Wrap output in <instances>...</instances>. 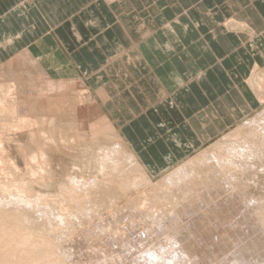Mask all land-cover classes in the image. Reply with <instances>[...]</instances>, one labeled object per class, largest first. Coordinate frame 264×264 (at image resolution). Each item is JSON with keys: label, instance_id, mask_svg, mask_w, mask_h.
Instances as JSON below:
<instances>
[{"label": "rangeland", "instance_id": "rangeland-1", "mask_svg": "<svg viewBox=\"0 0 264 264\" xmlns=\"http://www.w3.org/2000/svg\"><path fill=\"white\" fill-rule=\"evenodd\" d=\"M222 25L226 29V31L229 30L230 32L235 33L236 35L240 33H247V34L253 33V31L249 28L248 25L240 23L233 18L225 19L222 22ZM213 32H214L213 36L218 38L217 30H214ZM205 38L207 39V41H209L208 36ZM235 57L237 58V55ZM223 74L225 76L224 85L226 87L228 85L233 86V82H234L237 85L235 86L234 89H239L242 91L243 90L242 87H245V89L247 88L249 91L252 90L251 92H253L255 95V96L252 95L253 96L252 99H255V104L256 105L259 104V106L256 109H254L253 112H250L246 114L245 116L241 117L240 119H238L236 123H234L231 127H229L224 133L214 136L213 138L205 141L198 148L189 152L188 156L190 158L194 157L196 159V162L194 159H192L193 163L191 166L193 168L198 169V172L199 171L202 172L203 170H206V168L204 167H207L206 165H210L212 162L219 164L221 169L223 168L222 169L223 173L226 172V169L231 170V172L229 171V173L227 171L226 175L230 182L231 180L232 182H235L236 180V183H234L233 185L237 186L236 190H239L240 192L239 193L237 191L238 193L236 194L242 198L244 197L243 195H246V198L249 199L250 201L249 202L250 207L251 205L254 206V204H256L257 206L259 205V208L263 209L264 208V144H263L264 142V68H262V70L259 71L257 66L252 67L249 77H247L245 81L244 79H242V76L239 75V73L235 70L231 72L228 69L227 71L223 72ZM89 90L90 89L87 87V85L85 86L84 82H81L79 80H74V81L73 80L72 81L63 80L61 82H53L49 80L45 76V74L42 72V70L38 69L35 63V59L31 58V54L29 53V51H24V53L21 52L14 58L0 64V200H1L0 203H3L2 206L0 204V208L4 207V204L6 203L8 204V208L11 207L9 211L14 209L13 214H12V211H10L11 212L10 213L7 209V211L5 212L6 209L1 208L0 211L4 210L5 212V213L0 212L1 214L4 215V214H8L7 212H9L10 215L12 214V217H14L20 211H21V214H23L24 208H25L24 209L25 211L26 210L29 211L30 208L27 206H31V209H32V207H35L39 203L38 205H40V208L44 209L43 212H42V209H37L39 208L38 205L36 206L37 208H34V209H37V211L41 210L40 212L42 213L38 211V214H36L37 211L34 212L35 210L33 209L29 212L27 211L24 212V214L30 213V212L33 214L32 215L30 213V215H32V220L34 221V224L32 223L33 221L31 222V224H33L34 226L37 224L38 226L36 225V228L38 229H39V225L41 228H44V227L46 228L47 226H49L46 228V230L52 227L49 231H42L43 233L40 232L41 228L38 230L40 233H42L41 235H43V237L48 235L47 232H49V237L50 236L52 237L54 235L56 237V234L61 232V234L59 233L60 235L57 234L58 238L56 237L57 246H58L56 247V249L61 247L60 249L56 250L57 255L60 254L63 250V247L66 246L64 247V249H67L66 251L70 253V255L68 256V253L66 252L67 258L69 257L70 261L73 260V262L71 261L73 264H77V263L78 264H88V263L89 264H94V263L95 264H116L118 260L119 261L117 264H137L138 262L141 264H151V263L145 262L144 258L142 257H144L145 253L146 254L150 253L151 249L153 250L152 246H154V244L156 246V247L154 246V248H157L156 253L158 251L164 253V251H161V249H164L167 245H171L172 248H176V245H178L179 243H186V242H189L191 239L192 240L190 242L193 243L192 250L196 249L195 251L193 250L192 253H189V256L192 255L190 256L191 258L189 257L191 259L192 264H215L214 262H216V264H226L227 260L222 259V258L221 259L223 261L225 260V262L223 263V261L221 260V262L219 263L220 256L222 257L223 254L227 256L225 252L222 254L219 251L221 249L219 248L217 249V247H219L218 245H219L220 239H225V240L227 239L229 241L231 238H237V235H238L239 240H235V244H234V240L229 241V243L230 242L232 243L233 241L232 244H234V248L236 249V247L238 248V245L243 246V244H241L243 240L244 241L245 240L248 241V239L255 240L258 238V236L261 235L262 231L264 233V224L261 225V223H264V219L261 222L258 219V222H257V220L255 221L253 219L252 214H248L247 216H244V217L239 216L240 218L236 217L237 220L232 219L230 222H221L218 217L214 216V214L207 215L209 218L206 215H203L207 213L206 209L208 208V206L206 204H209L210 201L205 199V202H206L205 203L206 209H205L204 207L200 208L201 207L200 202H203V200H200V201L198 200L199 202L196 200L197 202L196 201L194 202V198L195 196L196 197L200 196L198 195L197 190L198 192H200V189L201 188L203 189L204 187L195 188L196 189L195 192L197 194L194 196V198L191 197L192 200L190 199L192 202H194V203H191L193 206L192 208L193 210L186 208L187 206L186 203L185 204L181 203L182 206L180 203L174 204L170 202V204H167L169 201L163 199L164 201H166L164 202V204L166 203V205H162L165 209L167 208V210H165L167 211L166 212L167 214H166L164 212V208L161 206V204H163L161 203L163 202L162 199L157 200L153 197L157 193L162 192V190L163 191L165 190L162 187H161L162 189L159 188L160 186L158 187L157 184L168 173L174 170L178 165L188 160L189 157L186 156L183 158L185 160H182V162H178V164H175L174 162V164H171L168 167H166L165 170L160 171L159 170L160 166L165 165V164L167 165L172 162V161H166L162 159L163 157L160 155L161 150L163 151V153L165 152V150H169L172 153V155L177 156V154H173V150L175 148H178V146L176 145L175 141L171 137H167L168 138L167 142L169 144H172L170 147H167V145L164 143L163 144L162 143H157V144L149 143L147 146V149L145 146V149L148 151L149 155L152 156V158H154L152 165H149L147 161L146 162L147 167H145L142 164L141 160L139 159L138 155L136 154V152H140V151L134 150V148H132L128 144V141L126 142L123 132L119 130L118 124L114 121V114H110L109 108L105 106L103 102H100L94 96V94H92L93 92L91 90L90 92ZM256 93H257V96H256ZM236 97L239 99L238 96ZM237 98H235L234 96L231 97V99L235 100L234 104L236 103V106H237L235 109V113L244 114V111L246 110L245 106L244 104L238 102L239 100ZM107 100H111V98ZM226 103L224 102V100L223 101L218 100L217 106L219 107H216V108H219L223 112H225L227 111ZM172 104H173L172 101L169 100L168 105L170 106ZM212 108L213 107H211L210 109ZM165 109L166 107L162 105L160 107V112L164 111ZM210 109H208L206 113L211 111ZM110 110L114 111V109H110ZM163 113L164 112H162L161 114ZM204 114L205 113H201V114L199 113L198 115H194L192 117V119L195 118L193 119V123H197V122L201 123L203 121ZM224 115L226 116L227 114L224 113ZM125 133L133 134L131 130H126ZM178 135L179 134H177L176 136L179 137ZM132 141L133 140H131L130 143H132V146H133L134 143ZM184 144L185 142H183L181 145H184ZM136 145L140 146V143L136 142ZM114 146H117L120 149H122L121 154H120L121 158L119 154L115 155L113 153L114 155H109V154H112V153H109V150L114 148ZM157 149H159L160 151L156 152ZM249 150L251 151V153L249 152ZM185 151L186 149H184V151L180 153L185 154L184 153ZM106 152L109 154H107ZM104 153H106L109 156H106V154L104 156ZM115 156L119 157L117 158L119 160L108 161L110 159H107V158L111 157L114 160ZM138 159L143 165L142 166L143 168L141 166H138ZM104 162H105V165L109 162V165L107 164L108 166H104ZM231 163L234 165H232ZM230 165H232V168ZM224 166L225 167L227 166V167L225 168ZM107 167H108V170H106ZM148 167H150L151 169L156 168L158 170H156L155 173H152L148 169ZM141 173H143L142 176H141ZM132 180H134L133 182L134 184L136 183L135 186L137 187L132 186L134 185ZM221 180L222 179L219 178L218 182H221ZM72 181H74V183L76 182V184L78 183V185H74V183H72L73 184L72 185L71 184ZM126 181L129 183H126ZM148 181H149V184H148ZM120 182L122 183L121 185L119 184ZM142 182L143 184L144 183L148 184L147 185L148 187L146 186V184H144L145 186H143ZM206 184L208 185V183H205V187H206ZM71 185L72 187L75 186V188L72 189L74 190L73 191L74 194L77 195V193H81L83 191L88 192L85 195L86 197L84 196L85 193L83 192V194L82 193L80 194L81 196L83 195L82 197L78 194L79 195V200L77 199L78 202L75 201L76 199L72 202L73 200L72 197H71V201H69L70 198H67L65 196V193L67 190L68 191L71 190ZM241 185H243L244 187ZM149 186H153L154 188L149 187ZM103 187H105L104 190H102ZM156 187L158 188V190ZM208 187H209L208 190L212 189L210 185H208ZM208 187H206V189ZM86 188L87 189L90 188V189L86 190ZM92 188H94L95 190ZM97 188L98 189L100 188V190H98ZM108 189H111V190H108ZM156 190L158 192H156ZM194 190L191 191L193 193L192 195L195 194ZM202 191L205 192V190H201V192ZM150 194H152V196ZM148 195L151 196L149 198H151V200L154 203H156V205H158L159 207L157 206L155 209L153 202L150 203L151 200L147 198ZM20 196H22L21 198L23 199L26 197L25 204L22 203L23 199L22 200H20L21 198L18 199V197ZM208 196H211V195H208ZM16 198L19 201H17L18 203L16 202L17 204L13 203L17 205L16 208H13L14 206L12 207L11 205L14 199L15 201L17 200ZM144 198H147V200L145 201ZM9 201L11 205L9 204ZM29 201L31 204L29 203ZM34 201H36V203ZM83 201L87 205H82L79 203L81 202L84 204ZM141 201L145 202L144 203L145 205L148 204L149 207L145 206V209H144V206H141L143 205ZM148 201L150 204L147 203ZM19 203L20 204L22 203V205L24 204L26 207L24 205H23L24 207L21 206ZM28 203L30 205H28ZM137 203H138V206H136ZM196 203L198 207L196 206ZM234 203L236 204L237 207H239V203H241L240 198H238L237 200H234ZM18 204L20 205V207H23V209L22 210L20 209L19 212H17L19 210L17 209L19 206ZM151 204H153V206ZM178 204H180V206H178ZM79 205L82 207H79ZM88 205H90L91 207ZM43 206L45 208H43ZM83 206L85 209L90 207L89 208L90 210L88 209L86 210L87 211L86 212ZM223 206L224 205H222V207ZM243 206L245 207L246 205H241L240 209H238L237 212L241 211V207ZM5 207L7 206L5 205ZM131 207H134L135 209L133 210V208ZM168 208H170V212ZM176 208L178 209V211ZM154 209L156 210V213L154 212L155 211ZM160 209H162V211ZM128 210L129 212H127ZM135 210H138L140 212L138 211L135 212ZM143 210H147V212L152 211V212H148L150 214L152 213V215L147 214L146 211L144 212L146 214L142 213ZM196 210L197 212H194ZM84 211L86 212V214H84L85 213ZM108 212L109 213L112 212V213L109 215ZM164 213L166 216H164ZM190 213H192L191 214L192 216L190 215ZM34 214L36 215L34 216ZM135 214L137 216L139 215L140 219H139V216L137 217L135 216ZM160 214L165 217V218L163 217V220H161L162 217L160 216ZM19 215L20 214H18V216ZM86 215L88 217H86ZM107 215L109 217H107ZM173 215L176 220L172 218ZM37 216L40 217L37 219H41L45 221V223H42L43 221L41 220L39 221L42 224L36 221L37 219L35 217ZM42 216L43 217L45 216V217L43 218ZM56 216L57 217L60 216V219H62L61 221L63 224L60 222L59 217L56 218ZM150 216L151 218L155 217V219L154 218L152 219L153 222L151 221ZM201 216H204L203 218H206V217L207 218L202 219ZM128 217H131L129 218V221L126 220L128 219ZM142 217L147 220L145 219L143 220ZM148 217L150 219H148ZM159 217H161V219ZM184 217H186V219H189V220H186ZM3 218L5 219V217ZM3 218H1V220ZM101 218L105 220L103 219L101 220ZM113 218H115L114 221L111 220ZM156 218L157 219L159 218V219L156 220ZM49 219L53 220L52 222L50 221L51 225L49 223L46 224V221L48 220L49 222ZM58 219L59 221H57ZM134 219L135 220L138 219L139 222H136ZM166 219H168L167 222H166ZM183 220L185 222H183ZM204 220L206 221L203 223ZM214 220L216 221L218 220L217 223ZM35 221L38 223H36ZM133 221L136 223L134 224ZM148 221L154 224L152 225ZM88 222H90V224ZM116 222H118L117 225H116ZM130 222H133L134 226ZM57 223L58 225L62 224L60 226V230H57L59 227L57 226ZM205 223H207L208 225H205ZM247 223L249 226L247 225ZM44 224H46L47 226ZM96 224L99 226H97ZM250 224H253V226ZM130 225L132 226L130 227ZM135 225L137 226L141 225L140 226L141 229L138 227V230H137V227ZM154 225H155V228L151 227ZM160 225H162L163 227ZM209 225L210 227H208ZM256 225L257 226L259 225L258 228L260 229V230L258 228L256 229L257 233L255 230ZM2 226H3V222L0 221V227ZM238 226L240 229L238 228ZM124 227L126 231L130 228L132 229V227L133 228L136 227L135 229L137 231H134V233L137 232V234H134L133 230L131 229H130L131 231L128 230L129 231L128 232L129 234H128L125 231ZM207 227L208 229L209 228L210 229L209 230L206 229ZM83 228L84 230H82ZM99 228L100 229L105 228V230H100ZM153 228L155 230H153ZM244 228L248 230H245ZM35 230H21V233L19 231V234H20L19 235V234H15V232L4 233L3 231L1 232V229H0V233H1L2 238H5L12 242L13 238H20V236H22L23 234L27 236L28 234H30L31 232ZM61 230H63L64 232ZM85 230L86 232H84ZM204 230L213 236H210L208 234H206L207 236H205L203 233L205 232ZM223 230H225L226 232ZM174 231H176L177 233L181 232L180 234L183 237H181L180 234L178 235ZM236 231H239L237 235L234 234V232ZM65 232L69 234L67 235ZM87 232L89 235L86 234ZM101 233H102V236H101ZM214 234L215 236L216 235L218 236L215 237ZM240 234H241V237H240ZM173 235H174V238H173L174 242L172 239ZM202 235L206 238L207 242L206 240H204L205 238ZM60 236L62 238H60ZM55 237L54 239L56 240ZM101 237H103V239H101ZM70 238L71 239L73 238V240H71ZM115 238H116V241H115ZM128 238H131V240ZM156 238L160 241V243L159 241H157ZM59 239L61 240V242L65 240L66 241L64 243L62 242L63 243L62 244ZM55 240L54 242L56 244ZM68 240H70V242ZM85 240H87L88 242ZM211 240H212V243L215 241L216 242L213 243L212 245ZM67 241L69 242V245L66 243ZM129 241H131L132 245L134 244L135 246L134 245L132 246L131 243H129ZM59 242L61 243V245ZM113 242L115 243V245ZM89 243H93V244H89ZM203 243L205 246L203 245ZM216 244H217V247H216ZM89 245H90V248H89ZM130 245L132 248L130 247ZM159 245H161V248H159ZM194 245L198 247H195ZM124 247L125 249H122ZM126 247H127V251H125ZM144 247L145 248L147 247V248L145 249ZM128 248L129 249L131 248L132 251L129 250ZM148 248H151V249L148 250ZM227 250H226V253L228 252V255L230 253L231 254L234 253L233 248H230V250H232L230 252L229 250L228 251ZM2 251H3V248L1 247L0 248V264H13L11 261L3 260ZM170 251L171 249L169 250V252ZM116 253L117 254L119 253L118 257H116L118 259H116L113 256V254L115 255ZM218 253L220 254L218 255ZM64 254H65V251H64ZM71 254H73L74 256ZM117 254L115 256H117ZM253 255H256V254L254 253ZM253 255L252 256L250 255V258L247 259L248 262L244 264H250V263L252 264V262L259 260L258 259L259 257L253 256ZM72 256L74 258H72ZM226 256H224V258H227ZM121 258L122 259L124 258L122 260L124 262L120 260ZM125 258L129 260H126ZM114 259H116L117 261L115 260L116 262H114ZM249 259L252 261H250ZM79 260H82V262L79 263L80 262ZM112 260H113V263H112ZM96 261H98L99 263H97ZM120 261L121 263H119ZM133 262H136V263H133Z\"/></svg>", "mask_w": 264, "mask_h": 264}, {"label": "crops", "instance_id": "crops-1", "mask_svg": "<svg viewBox=\"0 0 264 264\" xmlns=\"http://www.w3.org/2000/svg\"><path fill=\"white\" fill-rule=\"evenodd\" d=\"M227 18L253 33L226 31ZM24 51L49 80L84 82L140 156L171 137L184 158L259 106L252 90L226 87L223 72L245 81L264 68V0H0V64Z\"/></svg>", "mask_w": 264, "mask_h": 264}, {"label": "bare ground", "instance_id": "bare-ground-1", "mask_svg": "<svg viewBox=\"0 0 264 264\" xmlns=\"http://www.w3.org/2000/svg\"><path fill=\"white\" fill-rule=\"evenodd\" d=\"M27 3V2H26ZM29 5V4H28ZM202 47V46H201ZM200 47V48H201ZM203 48V47H202ZM239 99H240V97H239ZM224 133V132H223ZM234 133V132H233ZM134 134V133H133ZM133 134H128L129 135V140L131 141V139L130 138H132L134 135ZM201 143V142H200ZM263 144H264V142H263ZM252 146V145H251ZM216 150H218V149H216ZM220 150V149H219ZM254 150V149H253ZM121 151H122V149H120L119 147H117V146H114V148H112V149H110L109 150V153H112V154H109V153H107V154H109V155H118L119 154V156H120V154H121ZM156 151V150H155ZM255 151V150H254ZM260 151H261V149H260ZM179 152V149L178 148H175L174 150H173V154H177ZM181 152V151H180ZM178 153L177 154V156H174V155H172V153L169 151V150H165V152L163 153V151L161 150V156H164V155H168V156H166V158H162V159H164V160H166V161H172L171 163H169V164H165V165H162V166H160V168H159V170L160 171H163V170H165V168L166 167H168L169 165H171V164H174V162H175V164H178V162H182V160H185V159H183V158H178L179 157V155L181 154V153ZM249 152L251 153V151L249 150ZM106 153H104V156H105V154ZM114 153V154H113ZM140 153L141 152H136V154L138 155V157H139V159L141 160V158H142V160H141V162H142V164L145 166V167H147V165H146V162L148 161V164L149 165H152V162L154 161V158H152V156H150L149 155V153H148V151L146 150V149H143L142 150V153H143V157L142 156H140ZM106 154V156H109V155H107ZM217 154V153H216ZM116 157V158H115ZM114 157V160L111 158V157H109V158H107V159H110V160H108V161H116V160H119V159H117V158H119V157H117V156H115ZM175 157H176V159H175ZM187 157H189L188 155H187ZM120 158H121V156H120ZM178 158V159H177ZM139 159H138V166H143L142 164H141V162L139 161ZM192 159H194L195 160V162H196V159L194 158V157H189V159L188 160H186L185 162H183V163H181L180 165H178L174 170H172L170 173H168L157 185H158V187L159 188H163V189H165L164 191L162 190V192H160V193H157L156 195H154L153 197L155 198V199H157V200H161L162 199V201L163 202H161V203H163V204H161V206L162 205H166V203L164 204V202H166V201H164L163 199H165V200H168L169 202L167 203V204H170V202H172V203H174V204H177V203H182V204H187V206H186V208H189L190 210H193L192 208H193V206H192V204L191 203H194L196 200L198 201H200V200H203V202H200V205H201V207L200 208H202V207H204L205 208V199L206 200H209L210 202H209V204H206L207 206H208V208L206 209L207 210V213L206 214H203V215H209V214H214V216H216V217H218L219 218V220L221 221V222H230L232 219H235V220H237V218L236 217H239V216H247L248 214H252L253 215V219L256 221L257 220V222H258V219H259V221L261 222V221H263V219H264V208L263 209H261V208H259V205L257 206L256 204H254V206L253 205H251V207H250V205H249V199H247L246 198V195H243L244 197L242 198V197H239L236 193H238L239 192V190H236L237 189V186H234L233 184L234 183H236V180H235V182H232V180H231V182L228 180V177H227V171H228V173H229V171L231 172V170H227L226 169V172H224L225 173V175H224V173H223V168L221 169V167H220V165L219 164H217V163H214V162H212L210 165H206L207 167H204V168H206V170H203L202 172L201 171H199L198 172V169H196V168H193L191 165H192V163H193V160ZM230 162V161H229ZM111 163V162H110ZM108 165H109V162L107 163ZM105 165V162H104V166H108V165ZM232 164V163H231ZM232 165H234V164H232ZM232 165H230L231 166V168H232ZM211 167V168H210ZM225 167V166H224ZM227 167V166H226ZM225 167V168H226ZM229 167V166H228ZM235 167H236V165H235ZM106 168V167H105ZM143 168V167H142ZM110 169V168H109ZM114 169V168H113ZM148 169L152 172V173H155V171L156 170H158V169H156V168H153V169H151L150 167H148ZM233 169H234V167H233ZM106 170H108V167H107V169ZM202 170V169H201ZM236 170V169H235ZM159 171V172H160ZM233 171V170H232ZM111 173V172H110ZM236 173V172H235ZM109 174V173H108ZM237 174V173H236ZM143 175V173H141V176ZM228 175H230V174H228ZM232 176V175H231ZM242 176V175H241ZM111 177V176H110ZM136 177H138V176H136ZM222 179L221 180V182H218V179ZM232 178V177H231ZM235 178V177H234ZM230 179V178H229ZM136 180H138V179H136ZM149 180V179H148ZM238 180V179H237ZM134 180H132V182H133ZM138 182V181H137ZM145 182V181H144ZM147 182V181H146ZM72 183H74V181H72L71 182V184ZM84 183V182H83ZM88 183V182H87ZM126 183H129V182H127L126 181ZM125 183V184H126ZM205 183H208V185H210V187L212 188L211 190H208L209 189V187H208V185L206 184V187H208L207 189H206V187H205ZM238 183H240V182H238ZM70 184V183H69ZM120 185L122 184L121 182L119 183ZM130 184H132V183H130ZM129 184V185H130ZM133 184H134V182H133ZM144 184H146V183H144ZM143 184V182H142V185L143 186H145ZM148 184H149V181H148ZM148 184H146V186L148 185ZM73 185V184H72ZM72 185H71V190H67L66 191V193H65V196L67 197V198H70V200L69 201H71V197H72V202L75 200V201H77L78 202V200H79V195L82 193L83 194V192H81V193H77V195L76 194H74V190H72L73 188H75V186H73L72 187ZM74 185H78V183L76 184V182L74 183ZM119 185V186H120ZM123 185H124V183H123ZM129 185H128V187H129ZM136 185V183L134 184V185H132V186H135ZM141 185V186H142ZM86 186H87V184H86ZM92 186V185H91ZM140 186V187H141ZM154 186V185H153ZM153 186H149V187H152V188H154ZM241 186H243V185H241ZM68 187H70V186H68ZM93 187V186H92ZM135 187H137V186H135ZM148 187V186H147ZM197 187H204L203 189L201 188L200 189V192H198V190H197V193H198V195H200V196H195L197 193L195 192L196 191V189L195 188H197ZM244 187V186H243ZM23 188V187H22ZM26 188V187H25ZM104 188L105 187H103L102 188V190H104ZM130 188H132V187H130ZM134 188V187H133ZM145 188V187H144ZM157 188V187H156ZM161 188V189H162ZM214 188V189H213ZM67 189H69V188H67ZM90 188H86V190H89ZM92 189H94V188H92ZM98 189V188H97ZM112 189V188H111ZM111 189H108V190H111ZM138 189H139V187H138ZM146 189V188H145ZM195 189V190H194ZM23 190V189H22ZM66 190V189H65ZM84 190V189H83ZM95 190V189H94ZM98 190H100V188L98 189ZM113 190V189H112ZM136 190V189H135ZM141 190V189H140ZM157 190H158V188H157ZM156 190V192H158ZM171 190V191H170ZM194 190V195H192L193 193L191 192V191H193ZM201 190H205V192H207V193H205L204 191H202L201 192ZM228 190V191H227ZM76 191V190H75ZM149 191V190H148ZM150 191H151V189H150ZM238 191V192H237ZM25 192H26V190H25ZM137 192V191H136ZM145 192V191H144ZM147 192V191H146ZM154 192V191H153ZM76 193V192H75ZM85 194H84V196L88 193V192H84ZM140 193V192H139ZM143 193V192H142ZM222 193V194H221ZM240 193V192H239ZM79 194V195H78ZM153 194V193H152ZM152 194H150L151 196H152ZM236 194V195H235ZM208 195H211V196H208ZM242 195H240V196H242ZM81 196V195H80ZM83 196V195H82ZM81 196V197H82ZM89 196V195H88ZM87 196V197H88ZM145 196H147V195H145ZM144 196V197H145ZM151 196H149L148 195V197L147 198H149V197H151ZM194 196H195V198H194ZM22 196H20V197H18V199H20ZM86 197V196H85ZM152 197V198H153ZM191 197H193L194 198V202H192L191 200ZM95 198V197H94ZM147 198H144L145 199V201L147 200ZM238 198H240V201H241V203H239V207H237L236 206V204L234 203V200H237ZM248 198H250V197H248ZM17 199V198H16ZM16 200L15 201V199L13 200V202H12V200H11V202H12V205H11V203H10V201H9V204L13 207V208H16V206L17 205H15V204H13V203H16L17 201H19V200ZM23 198H21L20 200H22ZM26 197L23 199V202L22 203H24L25 204V202H26ZM27 199H29V198H27ZM78 199V200H77ZM150 200H151V198H149ZM191 199V200H190ZM25 200V201H24ZM95 200V199H94ZM99 200V199H98ZM111 200V199H110ZM149 200V201H150ZM251 200V199H250ZM255 200H256V198H255ZM1 201V200H0ZM15 201V202H14ZM80 201H81V199H80ZM106 201V200H105ZM149 201L147 202V203H149ZM155 201V200H154ZM196 201V202H197ZM198 201V202H199ZM5 202V201H4ZM21 202V201H20ZM28 202V201H27ZM35 203H36V201H34ZM45 202V201H44ZM76 202V203H77ZM84 202V201H83ZM101 202V201H100ZM153 201L151 200L150 201V203H152ZM158 202V201H157ZM252 202V201H251ZM8 203V202H7ZM18 203V202H17ZM16 203V204H17ZM22 203L20 204L21 206H23L22 205ZM29 203H30V201H29ZM28 203V205H30ZM41 203V202H40ZM80 204H82V205H87V204H85V202H84V204L83 203H81V202H79ZM87 203V202H86ZM89 203V202H88ZM94 203H95V201H94ZM97 203V202H96ZM141 203H143V205H141V206H144V209H145V206H148V204L147 205H145L144 203L145 202H142L141 201ZM149 203V204H150ZM160 203V202H159ZM204 204V205H202V204ZM243 203V204H242ZM1 204V206H2V204L3 203H0ZM18 204V205H19ZM27 204V203H26ZM39 204V203H38ZM37 204V205H38ZM43 204V203H42ZM42 204H41V206H42ZM46 204V203H45ZM78 204V203H77ZM92 204V203H91ZM98 204V203H97ZM153 204H154V206H155V209H156V207L158 206V205H156V203H154L153 202ZM153 204H151L152 206H153ZM180 204H178V206H180ZM182 204H181V206H182ZM189 204V205H188ZM5 205L7 206V207H5ZM10 205H9V207H10ZM20 205L18 206V208L17 209H19L17 212H19L20 211V209L22 210L23 209V207L25 206H23V207H20ZM36 205V206H37ZM48 205V204H47ZM106 205V204H105ZM194 205V204H193ZM199 205V204H198ZM222 205H224L223 207H222ZM241 205H246L245 207L243 206V207H241V211H238L237 212V210L238 209H240V206ZM32 207V209H31V206H27V207H29L30 208V210L29 211H31V210H33L34 208H37V207ZM39 206V208H37V209H42V208H40V205H38ZM49 206V205H48ZM48 206H46V207H48ZM88 206H90V205H88ZM110 206V205H109ZM133 206V205H132ZM136 206H138V203H137V205ZM152 206H151V208H152ZM177 206V207H178ZM196 206H197V203H196ZM26 207V206H25ZM79 207H82V206H80L79 205ZM91 207V206H90ZM89 207V208H90ZM92 207H93V205H92ZM135 207V206H134ZM134 207H131V208H133V210L135 209ZM149 207V206H148ZM159 207V206H158ZM163 207V206H162ZM169 207V206H168ZM185 207V206H184ZM191 207V208H190ZM195 207V206H194ZM198 207V206H197ZM2 209L3 208H5L6 210H5V212L7 211V209H8V211H9V209H11V207L10 208H8V204H4V207H1ZM0 208V209H1ZM43 208H45L44 206H43ZM83 208H84V206H83ZM87 208V207H86ZM89 208H87V209H85V211L86 210H88ZM137 208V207H136ZM143 208V207H142ZM142 208H140V209H142ZM147 208V207H146ZM164 208V207H163ZM172 208H174V207H172ZM171 208V209H172ZM182 208V207H181ZM25 209V208H24ZM23 209V211L24 212H29L28 210H24ZM27 209V208H26ZM37 209H34L35 211L34 212H36L37 211ZM80 209V208H79ZM108 209V208H107ZM138 209V208H137ZM154 209V210H155ZM169 209V212H170V208H168ZM177 209V208H176ZM43 210L44 209H42V212H43ZM81 210V209H80ZM79 210V211H80ZM90 210V209H89ZM92 210V209H91ZM127 210V209H126ZM126 210H124V211H126ZM129 210H130V208H129ZM129 210L127 211V212H129ZM150 210V209H149ZM161 211H162V209H160ZM165 210H167V208L165 209L164 208V212L166 213L167 211H165ZM10 211H12V214H13V211H14V209H12V210H10ZM9 211V212H10ZM39 211V210H38ZM38 211H37V213L36 214H38ZM41 211V210H40ZM39 211V212H40ZM84 211V212H85ZM138 210H135V212H137ZM146 211V213L147 214H149V215H152V213L150 214V213H148V212H152L153 211V209H152V211H148L147 212V210H143V212L142 213H144ZM177 211H178V209H177ZM176 211V212H177ZM202 211V210H201ZM1 213H3L4 212V210L3 211H0ZM4 212V213H5ZM9 212H7L8 214H1L0 213V216L1 215H3V216H1L0 217V221H2L3 222V226L2 227H0V229H1V232L3 231L4 233H8V232H11V233H13V232H15V234H19V231H20V233H21V230H35V231H33V232H31L30 234H28L27 236L25 235V234H23L22 236H20V238H13L12 239V242L10 241V240H7V239H5V238H2V236H1V233H0V248L2 247L3 248V251H2V258H3V260L4 261H11L13 264H71L72 262H73V260H69V257L67 258V255H66V250L67 249H64V247H66V246H64L63 247V250H62V252L60 253V254H58L57 255V251L56 250H58V249H60V248H58V249H56V247H58L57 246V238H58V235H60L61 234V232H59V233H57L56 234V237H55V235L54 236H50L49 237V232H47L48 233V235H46V234H44V235H46V236H44L43 237V235H41L43 232L42 231H49L51 228H49L48 230H46V228L47 227H49V226H47L46 224H50V221L52 222L53 220H50V219H52V218H50L49 219V222H48V220L46 221V224H44V225H46L47 227L45 228H41L40 227V225H39V229L41 228V229H43V230H41L40 229V232H42V233H40L38 230V228H36V225L34 226L33 224H34V221L32 220V215H30V213H26V214H24V212H23V214H21V211L19 212V213H17V215L16 216H14V217H12V214L10 215V213ZM33 212V213H34ZM42 212H40V213H42ZM87 212V211H86ZM86 212L84 213V214H86ZM90 212V211H89ZM88 212V213H89ZM92 212V211H91ZM127 212H125V213H127ZM138 212H140V211H138ZM155 213H156V210L154 211ZM175 212V211H174ZM180 212V211H179ZM183 212V211H182ZM181 212V213H182ZM190 212V211H189ZM194 212H197V210L196 211H194ZM256 212H257V214H256ZM47 213V212H46ZM109 213V212H108ZM112 213V212H111ZM111 213H109V215L111 214ZM146 213H144V214H146ZM161 213H163V212H161ZM165 213H164V216H166L165 215ZM193 213V212H192ZM192 213H190V215L192 214ZM201 213V212H200ZM18 214H20L19 216H18ZM36 214H34V216L36 215ZM82 214V213H81ZM98 214V213H97ZM122 214H124V213H122ZM154 214V213H153ZM167 214V213H166ZM196 214V213H195ZM10 215V216H9ZM15 215V214H14ZM40 215H42V214H40ZM47 215V214H46ZM90 215V214H89ZM92 215V214H91ZM116 215V214H115ZM129 215H131V214H129ZM141 215H143V214H141ZM175 215H176V213H175ZM186 215V214H185ZM199 215V214H198ZM197 215V216H198ZM201 215V214H200ZM50 216V215H49ZM53 216V215H52ZM55 216V215H54ZM104 216V215H103ZM118 216V215H117ZM120 216V215H119ZM128 216V215H127ZM135 216H137L136 214H135ZM139 216V215H138ZM137 216V217H138ZM143 216H145V215H143ZM155 216V215H154ZM157 216V215H156ZM160 216L162 217V219H161V217H159L161 220H163V217L164 216H162L161 214H160ZM183 216V215H182ZM192 216V215H191ZM3 217H5V219L3 218ZM43 217V216H42ZM45 217V216H44ZM43 217V218H44ZM48 217V216H47ZM59 217V219H60V216H58ZM57 216H56V218H58ZM82 217V216H81ZM86 217H88L87 215H86ZM99 217V216H98ZM107 217H109L108 215H107ZM115 217V216H114ZM134 217V216H133ZM169 217V216H168ZM194 217V216H193ZM202 217V219H206V218H203L204 216H201ZM235 217V218H234ZM1 218H3L2 220H1ZM36 219L37 218H40V217H35ZM34 218V219H35ZM49 218V217H48ZM62 218V217H61ZM110 218H111V216H110ZM119 218V217H118ZM121 218H123V217H121ZM129 218H131V217H128V219H126V218H124V219H126L127 221H129ZM136 218V217H135ZM143 218V217H142ZM150 218H151V216H150ZM149 217H148V219H150ZM154 219H155V217H153ZM153 218H151V221L153 222ZM158 218V219H159ZM165 218V217H164ZM172 218H174V215L172 216ZM178 218V217H177ZM183 218V217H182ZM182 218H180V219H182ZM185 219H186V217H184ZM200 218V217H199ZM209 218V217H208ZM212 218V217H211ZM213 218H215V217H213ZM240 218V217H239ZM59 219L57 220V221H59ZM88 219V218H87ZM93 219V218H92ZM91 219V220H92ZM96 219V218H95ZM103 218H101V220H102ZM109 219V218H108ZM123 219V220H124ZM133 219V218H132ZM131 219V220H132ZM139 219H140V216H139ZM145 218H143V220H144ZM157 218H156V220H158ZM175 219V218H174ZM179 219V218H178ZM184 219V220H185ZM39 220H41V219H37L36 221H38V222H40ZM62 219H60V222L62 223V221H61ZM84 220H86V219H84ZM97 220H99V219H97ZM103 220H105V219H103ZM111 220H115V218H113V219H111ZM135 220V219H134ZM145 220H147V219H145ZM167 220L168 219H166V222H167ZM176 220V219H175ZM183 220V222H185ZM186 220H189V219H186ZM33 221V222H32ZM35 221V222H36ZM41 221H43V220H41ZM54 221H56V220H54ZM69 221H71V220H69ZM88 221V220H87ZM136 222H139V220L137 219V220H135ZM141 221V220H140ZM170 221H171V219H170ZM173 221V220H172ZM197 221H198V219H197ZM206 220H204L203 221V223L205 222ZM213 221V220H212ZM214 221H216V220H214ZM218 221V220H217ZM217 221H216V223H217ZM251 221V220H250ZM31 222L33 223V224H31ZM38 222H36V223H38ZM59 222V223H60ZM82 222V221H81ZM134 222V221H133ZM133 222H130L131 224H133ZM136 222H134V224L136 223ZM149 222V221H148ZM155 222V221H154ZM162 222V221H161ZM164 222V221H163ZM169 222V221H168ZM182 222V223H183ZM209 222V221H208ZM248 222V221H247ZM41 223V222H40ZM42 223H45V221H43ZM41 223V224H42ZM89 224H90V222H88ZM122 223V222H121ZM149 223H151V222H149ZM191 223V222H190ZM197 223V222H196ZM195 223V224H196ZM215 223V222H214ZM213 223V224H214ZM63 224V223H62ZM61 224V225H62ZM81 224V223H80ZM93 224V223H92ZM98 224V223H97ZM96 224V225H97ZM118 224V222H116V225ZM120 224V223H119ZM126 224V223H125ZM124 224V225H125ZM134 224H133V226H134ZM140 224V223H139ZM152 224V223H151ZM150 224V225H151ZM154 224V223H153ZM152 224V225H153ZM176 224V223H175ZM184 224V223H183ZM201 224V223H200ZM200 224H198V225H200ZM211 224V223H210ZM230 224V223H229ZM245 224V223H244ZM257 224V223H256ZM264 223H261V225H263ZM51 225V224H50ZM60 224L58 225V223H57V226H59L58 227V229L57 230H60V226H61ZM94 225V224H93ZM104 225V224H103ZM127 225V224H126ZM128 225H129V223H128ZM138 225V224H137ZM137 225H135L136 227H137V230H138V227L140 228V226H137ZM157 225V224H156ZM202 225V224H201ZM205 225H208L207 223H205ZM247 225H248V223H247ZM250 225H252L253 226V224H250ZM38 226V225H37ZM43 226V225H42ZM83 226V225H82ZM89 226V225H88ZM97 226H99V225H97ZM132 225H130V227H131ZM160 226H162V225H160ZM181 226V225H180ZM203 226V225H202ZM215 226H216V224H215ZM249 226V225H248ZM259 226V225H258ZM258 226L256 225V228H255V230L258 228ZM93 227V226H92ZM129 227V226H128ZM127 227V228H128ZM135 227V228H136ZM151 227H154L155 228V225L154 226H151ZM163 227V226H162ZM176 227H178V226H176ZM182 227V226H181ZM187 227V226H186ZM192 227V226H191ZM193 227H194V225H193ZM208 227H210V225L208 226ZM208 227L206 228V229H208ZM227 227V226H226ZM261 227V226H260ZM85 228V227H84ZM84 228L82 229V230H84ZM90 228V227H89ZM89 228H87V229H89ZM95 228V227H94ZM135 228H133L132 227V229L131 230H133V233H134V231H137ZM153 228V230H155ZM180 228V227H179ZM234 228V227H233ZM238 228H239V226H238ZM248 228H250V227H248ZM252 228V227H251ZM263 228V227H262ZM62 229V228H61ZM79 229H80V227H79ZM98 229V228H97ZM100 229V228H99ZM124 229H125V227H124ZM123 229V230H124ZM130 229H128L129 231H131ZM141 229V228H140ZM140 229H139V231H140ZM161 229V228H160ZM176 229V228H175ZM181 229H183V228H181ZM194 229V228H193ZM192 229V230H193ZM210 229V228H209ZM208 229V230H209ZM217 229V228H216ZM225 229V228H224ZM236 229V228H235ZM240 229V228H239ZM245 229V228H244ZM253 229V228H252ZM259 229V228H258ZM64 230V229H63ZM63 230H61V231H63ZM81 230V231H82ZM96 230V229H95ZM95 230H93V231H95ZM100 230H105V228L104 229H100ZM126 231V229H125V231L128 233L129 231ZM213 230V229H212ZM227 230V229H226ZM238 230V229H237ZM241 230H242V228H241ZM245 230H248V229H245ZM250 230V229H249ZM260 230V229H259ZM263 230V229H262ZM261 230V231H262ZM52 231V230H51ZM142 231H143V229H142ZM141 231V232H142ZM145 231V230H144ZM186 231V230H185ZM187 231H188V229H187ZM195 231V230H194ZM205 231V230H204ZM211 231V230H210ZM209 231V232H210ZM223 231H225V230H223ZM251 231V230H250ZM64 232V231H63ZM84 232H86V230L84 231ZM88 232H89V230H88ZM88 232L86 233V234H88ZM104 232V231H103ZM146 232V231H145ZM174 232H176V231H174ZM191 232V231H190ZM202 232V231H201ZM226 232V231H225ZM231 232V231H230ZM229 232V233H230ZM239 231H236V232H234V234L235 235H237V233H238ZM241 232H243V231H241ZM240 232V233H241ZM252 232V231H251ZM45 233V232H44ZM55 233V232H54ZM66 233V232H65ZM65 233H63V234H65ZM83 233V232H82ZM125 233V232H124ZM126 233V234H127ZM177 233V232H176ZM175 233V234H176ZM181 233V232H180ZM180 233H177L178 235L180 234ZM183 233V232H182ZM204 233V235L205 236H207L206 234H208V235H210V236H213V235H211V234H209L207 231H205V232H203ZM202 233V234H203ZM221 233V232H220ZM224 233V232H223ZM245 233V232H244ZM249 233V232H248ZM256 233H257V230H256ZM53 234V233H52ZM67 234V233H66ZM69 234V233H68ZM67 234V235H68ZM84 234V233H83ZM129 234V233H128ZM134 234H137V232L136 233H134ZM144 234V233H143ZM176 234V235H177ZM193 234V233H192ZM222 234V233H221ZM20 235V234H19ZM72 235V234H71ZM89 235V234H88ZM107 235V234H106ZM131 235V234H130ZM181 235V234H180ZM223 235H225V234H223ZM255 235V234H254ZM61 236H63V235H61ZM60 236V238H62ZM91 236V235H90ZM96 236V235H95ZM101 236H102V233H101ZM116 236H117V234H116ZM119 236H121V235H119ZM118 236V237H119ZM132 236H133V234H132ZM131 236V237H132ZM197 236H198V234H197ZM203 236V235H202ZM214 236H215V234H214ZM216 236H218V235H216ZM215 236V237H216ZM234 236V235H233ZM232 236V237H233ZM244 236V235H243ZM257 236V235H256ZM54 237L56 238V240L54 239ZM68 237V236H67ZM81 237V236H80ZM97 237H99V236H97ZM105 237V236H104ZM124 237V236H123ZM177 237V236H176ZM175 237V238H176ZM181 237H183L182 235H181ZM204 237V236H203ZM209 237V236H208ZM240 237H241V234H240ZM255 237V236H254ZM40 238H42V239H40ZM83 238V237H82ZM89 238V237H88ZM109 238V237H108ZM113 238V237H112ZM127 238V237H126ZM133 238V237H132ZM174 238V235H173V237H172V239ZM187 238V237H186ZM185 238V239H186ZM202 238V237H201ZM205 238V237H204ZM227 238V237H226ZM64 239V238H63ZM68 239V238H67ZM71 239V238H70ZM75 239V238H74ZM90 239V238H89ZM92 239V238H91ZM99 239V238H98ZM101 239H103V237H101ZM128 239H130L131 240V238H128ZM157 239V238H156ZM184 239V238H183ZM183 239H182V241H183ZM220 239V238H219ZM245 239V238H244ZM54 240L56 241V244H55V242H54ZM60 240V239H59ZM71 240H73V238L71 239ZM109 240V239H108ZM120 240V239H119ZM164 240V239H163ZM192 240V239H191ZM190 240V241H191ZM200 240V239H199ZM204 240H206V238L204 239ZM231 240H234V244H235V240H239V237H238V235H237V238H231L229 241H231ZM66 241V240H65ZM65 241H62L63 243L65 242ZM69 242H70V240H68ZM66 242L68 245H69V242ZM80 241H82V240H80ZM85 241H87V240H85ZM92 241V240H91ZM93 241H95V240H93ZM113 241V240H112ZM115 241H116V238H115ZM114 241V242H115ZM155 241V240H154ZM157 241H159L158 239H157ZM186 242V243H179L178 245H176V248H172V246L171 245H167L168 246V248H167V246L164 248V249H161V251H164V253L163 252H157L156 253V249L157 248H154V246H155V244H154V246H152L153 247V250L151 249V248H148V250L149 249H151V252L150 253H148V254H144V257H142V258H144V260H145V262H148V263H151V264H192V262H191V257L190 256H192V255H190L189 256V253H192V251L194 250H192V248H193V243H191V242ZM202 241H203V239H202ZM210 241V240H209ZM208 241V242H209ZM229 241L226 239H220L219 240V247H217V244H216V247H217V249L219 248V249H221V250H219L222 254L225 252V254H227V256L226 255H222V257L220 256V259H219V263L221 262V260L222 259H225V260H227L226 262V264H244V263H246V262H248V258H250V255L252 256L254 253L256 254V255H253V256H257V257H259L258 259V261H254V262H252V264H255V263H257V264H264V233H263V231H262V233H261V235L260 236H258V238L257 239H253V240H249L248 239V241H244L243 240V242H245V243H243L242 241V243L241 244H243V246L241 245V246H239L238 245V248L236 247V249L234 248V244H232L233 243V241H232V243L230 242L229 243ZM1 242H2V244H1ZM60 242H61V240H60ZM59 242V243H60ZM61 242V243H62ZM72 242V241H71ZM88 242V241H87ZM98 242H99V240H98ZM113 242V243H114ZM173 242H174V239H173ZM172 242V243H173ZM175 242H177V241H175ZM206 242H207V240H206ZM216 242V241H215ZM215 242H213V243H215ZM59 243H58V245H59ZM61 243H60V245H61ZM62 243V244H63ZM80 243V242H79ZM82 243V242H81ZM94 243V242H93ZM93 243H89V244H93ZM96 243V242H95ZM112 243V242H111ZM129 243H131V241H129ZM143 243V242H142ZM159 243H160V241H159ZM199 243V242H198ZM204 243H205V241H204ZM204 243H203V245H204ZM210 243V242H209ZM211 243H212V240H211ZM213 243H212V245H213ZM240 243V242H239ZM72 244V243H71ZM76 244V243H75ZM99 244V243H98ZM162 244V243H161ZM175 244V243H174ZM177 244V243H176ZM64 245H66V244H64ZM67 245V246H68ZM79 245H81V244H79ZM114 245H115V243H114ZM129 245V244H128ZM127 245V246H128ZM131 245H132V243H131ZM131 245H130V247H131ZM134 245V244H133ZM132 245V246H133ZM156 245H157V243H156ZM205 245H206V243H205ZM204 245V246H205ZM78 246V245H77ZM76 246V247H77ZM87 246V245H86ZM120 246H122V245H120ZM125 246V245H124ZM135 246V245H134ZM195 246V245H194ZM200 246V245H199ZM229 246H231V247H229ZM74 247V246H73ZM141 247V246H140ZM150 247V246H149ZM156 247V246H155ZM195 247H198V246H195ZM207 247V246H206ZM82 248V247H81ZM88 248V247H87ZM89 248H90V245H89ZM121 248V247H120ZM132 248V247H131ZM131 248L129 249V250H131ZM137 248V247H136ZM145 248V247H144ZM144 248H142V249H144ZM147 248V247H146ZM145 248V249H146ZM159 248H161V245H159ZM168 250H167V249ZM230 248H233V251H234V253H230L229 255H228V252L226 253V250L228 249L229 250V252L230 251H232V250H230ZM70 249V248H69ZM73 249V248H72ZM79 249V248H78ZM85 249V248H84ZM122 249H125V247L124 248H122ZM171 249V251L169 252V250ZM80 250V249H79ZM89 250H91V249H89ZM97 250V249H96ZM113 250V249H112ZM160 250V249H159ZM196 250V249H195ZM194 250V251H195ZM227 250V251H228ZM64 251H65V254H64ZM70 251V250H69ZM77 251V250H76ZM86 251V250H85ZM118 251V250H117ZM125 251H127V247H126V250ZM132 251V250H131ZM139 251V250H138ZM215 251V250H214ZM60 252V251H59ZM58 252V253H59ZM110 252V251H109ZM123 252H124V250H123ZM141 252V251H140ZM149 252V251H148ZM68 253V252H67ZM71 253H72V251H71ZM78 253V252H77ZM120 253V252H119ZM119 253L117 254V256H115L114 254H113V256L116 258V257H118V255H119ZM129 253V252H128ZM143 253V252H142ZM73 254H74V252H73ZM73 254H71V255H73ZM80 254V253H79ZM97 254V253H96ZM194 254V253H193ZM220 253H218V255H219ZM70 255V253H68V256ZM76 255V254H75ZM90 255V254H89ZM103 255H105V254H103ZM132 255V254H131ZM217 255V254H216ZM215 255V256H216ZM66 256V257H65ZM74 256V255H73ZM72 256V258H74ZM111 256V255H110ZM128 256V255H127ZM224 256H226L227 258H224ZM249 256V257H248ZM77 257V256H76ZM88 257V256H87ZM109 257V256H108ZM190 257V258H189ZM82 258V257H81ZM95 258V257H94ZM100 258V257H99ZM101 258H103V257H101ZM107 258V257H106ZM222 258V259H221ZM70 259H71V257H70ZM76 259V258H75ZM111 259H112V257H111ZM116 259H118V258H116ZM116 259H114V262H116L117 260ZM124 259V258H123ZM122 258L120 259L121 261L123 260ZM126 259V258H125ZM257 259V258H256ZM95 260V259H94ZM116 260V261H115ZM126 260H129V259H126ZM132 260V259H131ZM225 260L223 261V263L225 262ZM250 260V259H249ZM80 262L79 263H81L82 262V260H79ZM88 261V260H87ZM100 261V260H99ZM103 261H104V259H103ZM107 261V260H106ZM119 261V260H118ZM118 261H117V263H118ZM121 261L119 262V263H121ZM141 261H142V259H141ZM250 261H252V260H250ZM249 261V262H250ZM71 262V263H70ZM97 263H99L98 261H96ZM122 262H124V261H122ZM212 262V261H211ZM75 263H77V262H75ZM107 263V262H106ZM109 263V262H108ZM112 263H113V260H112ZM116 263V264H117ZM133 263H136V262H133ZM194 263V262H193ZM209 263V262H208ZM215 264H216V262H214ZM73 264V263H72ZM78 264V263H77ZM89 264V263H88ZM95 264V263H94ZM137 264H141V263H137ZM251 264V263H250Z\"/></svg>", "mask_w": 264, "mask_h": 264}]
</instances>
